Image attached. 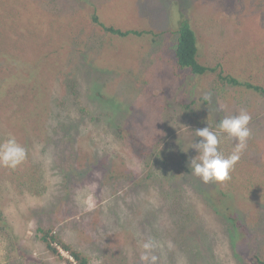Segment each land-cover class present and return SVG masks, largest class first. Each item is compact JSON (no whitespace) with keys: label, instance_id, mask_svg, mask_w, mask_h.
Returning a JSON list of instances; mask_svg holds the SVG:
<instances>
[{"label":"trees","instance_id":"obj_1","mask_svg":"<svg viewBox=\"0 0 264 264\" xmlns=\"http://www.w3.org/2000/svg\"><path fill=\"white\" fill-rule=\"evenodd\" d=\"M252 1L257 2V16L251 17L245 14V12L241 13L244 10V3L240 5L239 7L242 9L241 14L239 13L237 18L235 16L236 19L230 20L225 26L223 46L218 43L219 46L214 48L216 50L213 51L214 58L211 59L209 57L206 61L202 62L203 59H200L199 54L201 41L198 40L193 30V23L189 18V12L185 8L180 7L181 2L179 0L173 1V6L176 8V13L179 16L170 19V22H174L175 24L176 33H157L153 30L123 31L114 24L107 27V20L99 17L98 11H95V15L92 16L93 22L82 20L84 19L82 17L84 12L72 15L71 11H84L88 5V2L84 0H66V4H61L60 0H0V26L8 33L5 36L4 31L1 30L3 28H0V76L2 77L0 78V113H2L0 125L3 128L1 132L6 134L8 131L9 133V130L15 127L14 133L11 136L15 137L27 149L25 161L17 168L10 169L0 166V199L8 195L13 201L7 213L3 214L0 211V252L2 248L8 251V247L12 245V242L16 243L13 250L0 255V264H9L13 260L18 261L15 255L24 248L16 237L11 216L15 210L20 211L22 208L32 206L29 202L25 201V197L42 198L49 188H53L56 194L61 197V202L64 196L67 197L66 195H69V205H73L76 202L77 193L85 190L87 186L81 183V179L86 175V165H89L88 159L84 155L81 156L77 148L83 145L88 150L89 145L86 142L96 140L95 146H97V142L102 140L94 131L97 128H102L101 118L104 116L107 108L110 107V112H107V114L112 120L111 125L113 128H115L113 122L117 121L120 116L121 109L117 108L118 102L116 105H113L111 96L109 94H107L108 96H104L106 92L100 90L94 91V97L106 100L104 102L92 100V102H100L99 104L92 103L89 101L92 97L85 95L91 93L88 86V79L90 77L95 78V75H98L99 81L108 83L103 77L104 70L97 71L96 68L95 75L92 71L95 67L92 61L98 62L96 50L102 56L107 52V47L102 44L101 40L97 44L87 40H80L79 34L81 30L85 28L88 31V29L99 25L97 31L101 28L108 32L109 36L104 35L105 41L106 43H113L114 45L110 46L117 50V52L121 50L120 46L124 40L132 36H136V38H141L144 35L151 36L153 43H158V35L162 37L167 35L174 36V41L178 44L175 45L173 43L171 48H169V52L174 50L173 56L167 54L168 51L166 52V67H163L162 57H157L162 65L157 69L156 73L155 68H152L149 73L148 66L145 63L139 65L132 64L129 67L118 64L119 68L117 70H119V73L115 74V78L110 85L113 86L116 83L118 86V92L115 95L116 100L118 99L120 90L126 86L129 87L125 93H127L131 106L124 117H127V120L132 123H127V127L134 124L145 112L148 113L149 107L156 103L158 95L152 96V88H160L163 91V102L166 105H172L175 110L176 103L179 106H183L185 103L181 104L180 99L182 98L183 100L187 97L189 104L183 107H191L190 113L194 111L192 106L198 109V113H195V117L192 120H198L196 124L199 126V122L203 118L213 117V112L210 109V99L208 100V98L199 96V91L195 93V89L189 85L185 90L175 87L173 85L174 79L189 83L187 80H194L190 77H195L202 83L203 78H206L208 86H202L203 89L211 87L213 93L218 96L228 93L229 87H240L241 89L254 90L256 94L258 93L259 96L264 97V83H257V81L252 79L255 83H252L250 79L242 81L240 75L232 70L234 68L231 67L233 64L229 60V55H225L226 51L233 49L232 54L229 53L233 59V53L236 50L241 51V60L246 59L248 56L249 59H257V54L264 47L263 8L260 6V1ZM59 5H61V8L58 10L56 18L52 19L50 17L51 13L58 9ZM169 5L170 3L168 2ZM32 9L35 13H32V21H23L21 15L30 10L32 11ZM85 13L88 14L87 12ZM71 32H73V36L78 41L75 42L76 44L74 43L75 48L67 46ZM53 38H56L57 42ZM13 40L15 43L12 42ZM41 41H44L43 45ZM36 46H38L37 49L33 48ZM30 48L32 51L31 55L33 56L27 59L25 55ZM74 50L76 54L72 53ZM157 51H160L159 43L155 47L151 46L149 51L142 52L147 56L149 55L148 59L150 60V58L155 57ZM163 68L167 74L162 77L164 80H169L171 86L157 87L153 82V78L158 76L159 73H163L160 72ZM61 75H63L62 79L59 78ZM138 76L146 85H152L150 91L133 84V81H137ZM60 82V90L66 93L67 99L70 101H64L61 97H57L55 92H50V85ZM79 88L85 89L84 93H80ZM96 89L99 88L96 87ZM167 93L176 96L173 102L165 99V94ZM131 101H133L132 104ZM24 102L25 104L18 109V112L12 113L16 105ZM55 102L57 103L55 107L60 111L58 113L50 110L51 104ZM135 102L136 104L140 102V104L136 105ZM67 104H69V111L65 118H60L61 112ZM159 107L161 109L162 104H159ZM262 108L264 116V105ZM173 116L176 117V115ZM177 117L180 119V115ZM51 118L54 120L46 125V121ZM176 122V120L168 117L157 121L155 124H159L160 126L158 125L159 127L156 129V136L163 143L169 139L167 145L168 147L171 146L175 151L185 152L180 141L181 126H174ZM200 123L203 126H207L205 122ZM37 127L44 128L45 135L42 138L31 140ZM259 133L261 132L257 131V144L260 142L259 137L261 135ZM117 135L122 140L121 136L124 135V131L119 129ZM27 137L29 140H27ZM56 139L61 141L55 144ZM35 140H47L49 143L52 141V144L49 145H55L61 151L65 150V153L71 150L70 154L66 157L69 161L71 173H66L60 163L57 165L56 172L52 170L55 167H51V165L55 163L50 158L46 159L48 152L46 145V148L33 153L35 149L34 144H31V142ZM2 142V139H0V143ZM161 142L153 146L142 145L138 158L144 156V158L150 160V156L152 158L159 156L160 153L156 151H160V147H164L160 145ZM178 146L179 149H176ZM127 150H131L130 147ZM259 150L262 149L258 148L257 151ZM221 152L227 154L228 150ZM59 153V151H56L54 155L56 156ZM131 153L134 154L132 151ZM135 154L138 153L136 152ZM258 157L264 159V151L263 155ZM162 158L167 159L168 155ZM146 166L149 167V164H146ZM248 175L250 176L240 177V181L232 183L233 185L216 182L203 184L195 177L185 175L163 178L161 183L158 181L154 183L156 181L154 178L151 182L153 183L152 190L154 191L149 194L144 209L149 208L148 215L152 217L155 214H160L163 218L162 221L167 222H171L176 216L183 218L187 222H191L194 219V215L197 221L204 219L209 221L217 215L224 222L221 225L220 231H228L229 243H227V247L225 248L217 245H208V256L204 259L210 264H243L244 261L239 256L241 257L245 253L244 246L249 240L245 236V228L246 226L250 228V224L249 222L245 223L244 221H248V218L244 215L241 217L237 207L235 209L232 206L233 201L231 197L235 193H243L242 196L244 198L255 201L253 203L255 207L264 205V178H256L253 173H249ZM148 178L150 179L151 177L147 175L139 180L142 186L151 187ZM255 181H257V184L254 185L255 188L253 189L252 185ZM199 203L203 204L200 209H198ZM4 206L6 207V205ZM211 208H214L217 214ZM198 224L195 227L187 228L186 239H183L179 244L182 250L188 252L198 251L203 241H206L207 234L217 232L216 227L211 228L210 225H206L208 228L206 231L204 224L202 227ZM38 231L43 234L42 240L46 244L48 251L51 254L57 253L52 245V243L58 240L54 231H45L42 228ZM147 233H143V236ZM153 233L157 238L160 237L157 229H154ZM163 236L173 239V236L168 233H165ZM167 244L172 243L169 242ZM67 249L76 263L89 264L88 257L83 252L75 250L73 247H67ZM167 250L169 252L175 251L171 247ZM8 256L13 257L8 258ZM250 257H253L256 262L258 260L259 264H264L263 260L256 255L247 256L248 259ZM133 258H139V254H134ZM20 260L26 259L21 258ZM136 260L133 259L132 261ZM69 262L68 264L73 263L72 261ZM161 262L160 260L158 264ZM189 264H195V262L190 261Z\"/></svg>","mask_w":264,"mask_h":264},{"label":"rangeland","instance_id":"obj_2","mask_svg":"<svg viewBox=\"0 0 264 264\" xmlns=\"http://www.w3.org/2000/svg\"><path fill=\"white\" fill-rule=\"evenodd\" d=\"M60 1L61 4H66V0ZM84 1L88 2L84 11H71L72 15L84 12L82 16L84 19L82 20L93 22L92 16L95 15V11H98L100 14L99 17L107 20V27L114 24L123 31L153 30L157 33H176L174 22H170V19L179 16L176 13V8L173 6L174 0ZM179 1L181 2L180 7L185 8L189 12V18L193 23V30L195 31L198 40L201 41L199 54L200 59H203L202 62L206 61L209 57L211 59L214 58L215 55H213V51L216 50L214 48H217L219 44L222 45L224 42L223 32L225 31L226 24L230 20H235L242 11L241 7H239L240 5L244 3V10L241 13L245 12V14L251 17H254V15L257 16V2L252 0ZM258 1H260V6L263 8L264 13V0ZM168 2L170 3L169 6ZM60 8L61 5L51 13L50 17H52V19L56 18L55 16ZM225 10L226 12L231 11L233 14L227 17V20L222 22V18L219 17V14ZM32 13L35 14L33 9L32 11L30 10L27 13L22 14V20L25 22H31L33 18ZM96 26L99 28V25ZM97 27L88 29V31L83 28L79 34V39L83 41L87 40L95 44L101 40L102 44L107 47V52L102 56L98 54L96 50V58L98 59V62L95 60L92 61V64L95 65L92 71L95 75L96 68L97 71L104 70L103 77L108 83L106 84L99 81L98 75H95L96 79L90 77L88 79V86L90 87L89 89L91 93L85 95L92 97V99L89 100L91 102L92 100L104 102L106 101L104 98L103 100H100L99 97H94L93 94L96 90L106 92L104 96H108L107 94H109L112 98L113 105H116L118 102L117 108L121 109L120 116L117 121L113 122L115 125V128H113L111 125L112 120L107 114V112H110V107L107 108L104 116L101 118L102 128H97L94 131V133L101 137L102 140L97 142V146H95L96 140L86 142L89 145L88 150L83 145L77 148L78 153L81 156L84 155L88 159L89 165H86V175L81 179V183L87 186L85 190L77 193L75 198L76 202L73 203V205H69V195H66L68 198L64 196L61 202V197L56 194L53 188H49L42 198L31 196L25 197V201L29 202L32 206L22 208L20 211L15 210L13 212L11 220L15 227V234L19 243L23 245L24 248L15 255V257L18 258V261L13 260L9 264H68L69 261H72V264H78L71 257L67 247H73L75 250L83 252L88 257L89 264H141L140 259L133 258V255L138 253L140 257L143 252L142 244L149 239L156 241L158 244L154 254L159 257V261H162L160 264H189L190 261H194L195 264H210L204 259L208 256V245H217L225 248L227 247V243H229L228 231H220V228H222L221 225H223L224 222L220 217H217V215L212 217V220L209 221L207 219L197 221L194 215V219L191 222H187L178 216L174 217L171 222H167L162 221L163 218L160 214H155L153 217L148 215L149 208L144 209V205L148 200L149 194L154 191L152 190L153 183L151 182L155 178L156 181L154 183L157 181L161 183L163 178H171L175 176L172 174L164 176L160 173L159 170L162 169V164L159 160L160 155L154 156L153 158L150 156V160L144 158V156L138 158L141 153L139 152L140 147L142 145L153 146L161 142L156 136V129L160 126L159 124H155L157 121H161L164 117L176 120L178 123L176 122L174 126H181L180 141L185 152L178 153L174 171L181 175L195 177L204 184L201 178L195 175H190V161L198 155L197 151L194 148H191L192 145L195 142H199L200 139L195 135L196 129L205 127L200 122H205V125L210 124L217 126L219 121L225 116L238 115L240 110L244 109L247 110L252 117L250 123L252 136L248 140L247 149L242 154L241 159L236 164L234 170L231 172V178L223 183L233 185L232 183L240 181V177L244 178L250 176L248 175L249 173H253L256 178H264V164L261 163L262 158L258 157L262 156L264 151V116L262 108L264 105V97L259 96L258 93L256 94L254 90H248L245 88H243V90L240 87H229L228 93L220 94L218 96L213 93L211 87L203 89L202 86H208V80L206 78H203L202 83L195 77H190L194 80H187L189 83L174 79L173 85L175 87L185 90L189 85L195 89V93H198L199 91V96L208 98V100L210 99V109L213 112V117L203 118L202 121L200 120L199 126H197L198 124L196 123L198 120L192 119L195 117V113H198V109L190 113L191 108H184L183 110L180 108L175 110L172 105H166L163 102L160 111L155 112L156 105L154 104L149 107L148 113L145 112V114L139 117L134 124L127 127V123H132L127 120V117H124L131 106L127 93H125L129 87L126 86L120 90L118 93V99L116 100L115 95L116 92H118V86L116 83L113 86L110 85L115 78V74L119 73V70H117V68H119L118 64H122L124 67H129L132 64L139 65L145 63L148 66L149 73L152 68H155L156 73L157 69L162 65L157 57H162L163 67H166L167 62L165 56L167 54L173 56L174 50L169 52V48H171L173 43H175V45L178 43L174 41V36L167 35L162 37L158 35L160 51H157L155 57H152L149 60V55L147 56L142 51H149L151 46L155 47L158 45V43H153L151 36L144 35L141 38L132 36L124 40L123 44L120 46L121 50L117 52V50L110 46L114 45L113 43H106L104 38L106 31L101 28L97 31ZM0 28L3 27L0 26ZM1 30L4 31L3 33L5 36L8 35L4 28ZM69 35L71 37L69 38L70 40L67 46L75 48V42L78 41H76L77 39L73 36V32ZM106 35H108V32ZM53 39L57 42L56 38ZM12 42L15 43L14 40ZM41 44L43 45L44 41H41ZM37 47L38 46L33 48L37 49ZM232 51L233 49L226 51L225 55H229V60L233 64L231 67L234 68L232 70L240 75L241 80L247 81L252 79L257 81V83H264V47H262L260 53L257 54V59H249L248 56L246 59L241 60L240 50H236L233 53V59L229 54H232ZM31 52L30 48L25 55L27 59L32 58L33 55H31ZM72 53L76 54L75 50ZM160 72H163L164 76L167 74L164 68ZM62 77L63 75L59 78L62 79ZM0 78L2 77L0 76ZM153 82L157 87H163L165 85L171 86L169 80H164V78L160 76H155ZM252 83L255 82L252 81ZM133 84L137 87L145 88L147 91H150L152 86L143 83L139 76L137 81H133ZM96 87L99 89H96ZM50 89V92H55L57 97H61L64 101H70L67 99L66 93L60 90L61 82L58 84L52 83ZM84 90L85 89L79 88L80 93H84ZM151 92L152 96L163 93L160 88H152ZM100 102L92 103L99 104ZM132 103L133 101H131V104ZM180 103H185L183 106H186L189 104V99L186 97L182 100L181 98ZM24 104L25 102L16 105L12 113L18 112V109ZM139 104L140 102L136 105ZM55 106H57L56 102L51 104L50 110L55 113L60 112ZM68 109L69 104L64 106L60 118L66 117V114L69 111ZM173 115H176V117ZM179 115L180 119L177 117ZM1 117L2 113H0V118ZM53 120L54 119L52 118L48 119L46 125ZM119 129L124 131V135L121 136L122 140H120L117 135ZM2 130L3 128L0 125V139L4 141L14 133L15 127L9 130V133L7 131L6 134L1 132ZM257 131L261 132L259 133L261 136L259 137L260 142L258 144ZM44 135L45 129L37 127L31 140L42 138ZM222 137L227 138L223 134ZM27 140H29L28 137ZM59 141L61 140L56 139L55 144ZM120 141L122 143L115 144V142ZM168 142L169 139L164 143L161 142L160 145L165 146L166 149L172 148L171 146L168 147ZM235 143L236 142L233 141L228 145V153L225 154L226 156L231 154L235 147ZM31 144H34L35 150L33 153L47 147L48 152L46 154V159L50 158L55 163L51 165V167H55L52 168L54 172L57 171V165L60 163L66 173H71L69 161L66 158L71 150H69L68 153H65V150L61 151L55 145H49L52 144V141L49 143L47 140H35L31 142ZM129 147L131 150H127ZM258 148L263 151H257ZM176 149H179V146L176 147ZM56 151H59L60 153L55 156L54 154ZM131 151L134 154H132ZM136 152L138 154H135ZM156 152L160 153L158 150ZM173 152L177 153V151ZM173 162H175V156L170 158V164H173ZM146 164H149V167H147ZM147 175L148 177H151L150 179L148 178L151 187H144L141 185V182H139L140 179H143ZM212 183L214 182L207 184ZM256 184L257 181L252 185L253 189ZM242 195L243 193H235V195L231 197L233 201L232 206L235 209L237 207L238 213L241 214V217L244 215L248 218V221L246 220L244 222H249L250 224V228L248 226L245 228V236L249 239L248 243L244 246L245 253H243L241 257L239 256V258L243 259V264H257V262L259 264L258 260L256 262L253 257L248 259L247 256L256 255L264 262V205L255 207V204H253L255 201L248 200ZM11 203H13L12 199L8 195H5L3 199H0V211L3 214L7 213ZM4 205H6V207ZM202 206L203 204L199 203L198 209ZM211 209L217 214L214 208ZM197 224L200 227H202L203 224L205 227L206 225H210L211 228L216 227L217 232L212 234L209 231L210 234L208 233L205 238L207 242L203 241L198 251L188 252L182 250L179 244L183 239H186L187 228L195 227ZM41 228L45 231L53 230L54 234L58 237V240H56L55 243H52L57 253L51 254L48 251L46 244L42 240L43 234L38 231ZM154 229H157L160 233L159 238L154 235ZM207 230L208 228L206 227V231ZM143 233L147 234L143 236ZM165 233L172 235L173 239L163 236ZM169 242L172 244H167ZM15 244L16 243L12 242V245L8 247V251L13 250ZM169 247L174 248L175 251L169 252L167 250ZM8 251L5 248H2L0 255L5 252L7 253ZM10 257L8 256V258ZM21 258L26 260H20ZM133 259L137 260L132 261Z\"/></svg>","mask_w":264,"mask_h":264},{"label":"clouds","instance_id":"obj_3","mask_svg":"<svg viewBox=\"0 0 264 264\" xmlns=\"http://www.w3.org/2000/svg\"><path fill=\"white\" fill-rule=\"evenodd\" d=\"M219 17L222 18V22L228 19L225 16V11L221 12ZM175 97L176 96L171 93L165 94V99H168L170 102H173ZM159 104L163 105L162 94L158 95L156 99V112L160 111ZM202 104L205 105L203 102ZM180 108H182V110L184 109L183 106H179L176 103V109L178 110ZM192 108L194 110L197 109L194 106H192ZM251 120L252 117L248 111L241 109L238 115L225 116L219 121L217 126L208 123L209 125L204 128L196 129L195 135L200 139L199 142H195L191 148H194L198 155L190 161V175L201 178L205 184L228 181L231 178V172L247 149L248 140L252 136V130L250 128ZM222 134L227 138L222 137ZM233 141L236 142L235 147L231 154L226 156L225 153L221 151L228 150V145ZM173 151L175 150L172 148L166 149L165 146L160 148L159 160L161 161L162 169L159 171L164 176L168 174L174 176L181 175L174 171L177 155L180 151H177V153ZM165 155H168L167 159L162 158ZM172 156H175V162L170 164V158ZM26 157L27 149L21 145L15 137L10 136L0 143V166L15 169L25 161ZM261 163L264 164V159H262ZM157 247V242L152 239L143 242V252L139 257L141 264H158L159 257L154 254Z\"/></svg>","mask_w":264,"mask_h":264},{"label":"water","instance_id":"obj_4","mask_svg":"<svg viewBox=\"0 0 264 264\" xmlns=\"http://www.w3.org/2000/svg\"><path fill=\"white\" fill-rule=\"evenodd\" d=\"M230 14H231V11L226 12V10H225V16H226V18L229 17Z\"/></svg>","mask_w":264,"mask_h":264},{"label":"flooded vegetation","instance_id":"obj_5","mask_svg":"<svg viewBox=\"0 0 264 264\" xmlns=\"http://www.w3.org/2000/svg\"><path fill=\"white\" fill-rule=\"evenodd\" d=\"M106 34H107V32H106ZM158 76L162 77V76H164V74L163 73H160Z\"/></svg>","mask_w":264,"mask_h":264}]
</instances>
